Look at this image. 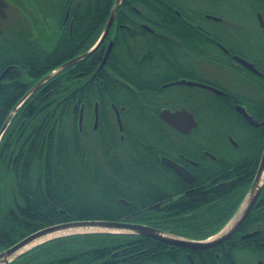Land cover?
<instances>
[{
    "label": "flooded vegetation",
    "instance_id": "af4514ba",
    "mask_svg": "<svg viewBox=\"0 0 264 264\" xmlns=\"http://www.w3.org/2000/svg\"><path fill=\"white\" fill-rule=\"evenodd\" d=\"M2 1L5 7L0 11V75L6 68H14L3 76L1 84L30 81V66L55 69L92 49L107 24L116 0H102L106 2L107 10L99 20L96 19L95 8L98 0H56L67 3L64 12L31 9V3H41L43 0ZM206 1L224 4L226 0H122L107 35L96 50L68 68L78 67L81 63L92 64L93 68L103 69L109 83L136 84L141 89L137 91L138 97L159 100L163 106L176 97H182L191 108L204 114L206 100L212 98L216 109L211 107V110L218 112L221 123L199 122L193 109L162 107L156 113L159 123L140 122L134 129V135L128 129L130 135L134 136V144L131 145L124 141L122 112L125 108L117 109L114 106L117 115L113 105L110 112L104 115L101 129L99 109L98 123L94 128V108L91 114H87L81 105L80 128L81 107L74 105L71 112L76 117L74 128L77 135L70 130H61L72 126L19 125V128L23 127L19 135L25 138V142L44 136L40 159H103V170L98 173L102 176L103 187L98 190L104 194L106 209L113 216L111 222L145 226L163 235L184 240H206L213 235L199 239L173 232L174 218H167L165 210L195 189L204 190L211 182L216 183L214 189L230 183L232 180H227L224 175L227 168L249 163L253 159H258L259 163L264 149L258 130L264 126V120L257 118L264 111V107L258 103L259 99H264V92L259 91L260 84L264 83V48L254 41L259 34L264 35V0H246L248 10L243 14H247L248 22L253 25H248L243 18L234 20L207 10L201 6V2ZM70 5L73 8L71 12ZM259 8L263 12L256 10ZM82 33L84 37L80 38ZM224 39L228 42L226 46L222 43ZM69 48L73 51L66 54ZM58 57L61 59L51 63ZM238 58L252 65L253 70L243 66ZM94 75L87 76V81L93 79ZM77 76L84 79L82 73H77ZM180 81L206 84L222 93L216 94L194 86L201 91L199 95L176 94L173 97L168 94L172 87L184 86L171 85ZM227 83L240 87L231 88ZM243 85L247 87L246 93L242 92ZM125 88L130 89L129 86ZM237 107H241L257 125L249 124ZM177 109L188 110L195 119L196 126L188 133L175 130L159 118L162 110ZM231 111L237 117L230 118L228 114ZM110 121H113L119 143L112 144ZM51 133L52 142L48 147ZM74 136L81 144H87L85 149L89 154L86 157L70 156L66 152L71 149L67 145H60L61 154L57 155V143L61 139L72 140ZM50 149L51 155H48ZM17 153L12 157V168ZM25 157L24 153L21 159ZM163 159L186 170L187 177L192 180L181 178L165 165ZM91 176H94V172ZM254 177L255 174L249 188ZM262 191L249 214L263 200ZM128 198L133 200L135 206ZM74 221L77 220L58 224ZM244 222L221 244L198 251L171 246L143 235L130 236L150 239L168 247L162 253L167 261H156L154 264H208L206 259L209 255L214 264H264V236L261 237V231L251 223L244 225Z\"/></svg>",
    "mask_w": 264,
    "mask_h": 264
},
{
    "label": "trees",
    "instance_id": "16d2710c",
    "mask_svg": "<svg viewBox=\"0 0 264 264\" xmlns=\"http://www.w3.org/2000/svg\"><path fill=\"white\" fill-rule=\"evenodd\" d=\"M30 6L35 11L49 12H64L68 7L67 3H58L56 0H43L41 3H31ZM95 8L96 19L99 20L107 10V4L98 0ZM256 10L263 12L260 8ZM249 14L252 15L253 12L250 11ZM79 36L84 37V33ZM258 36L254 43L264 48V35ZM222 43L228 45L225 39ZM72 51L69 48L66 54H71ZM60 59L61 57L54 58L51 63ZM51 69L32 65L29 67L30 81L0 85V130L22 96ZM77 73H82L84 79L79 78ZM92 73L95 74L93 79L87 81V76ZM125 86H129L130 89ZM139 90L141 89L136 84L109 83L102 68H93L92 64L81 63L78 67L68 68L51 78L22 105L0 141V252L43 227L62 221L113 220L112 214L106 209L104 194L98 190L103 187L102 176L98 174L103 170L101 168L103 159H40L45 144L44 136L25 142V138L19 135L23 130L19 125L72 126L61 130L66 132L70 130L77 135L74 128L76 117L72 116V108L74 105L77 107L83 105L85 112L91 114L97 102L101 116L100 129L103 128V117L110 112L111 105L117 109L125 108L122 112L124 141L131 145L134 144V136H131L130 132L134 135L137 124L159 123L156 118L158 109L162 107L193 109L187 105L185 98L176 97L167 106H163L159 100H152L146 96L138 97ZM145 91L148 92L150 89ZM259 91L264 92V83L260 84ZM206 102L205 123H221L218 112L211 110V107L216 109L212 98H207ZM258 103L264 107V99H259ZM228 116L237 117L232 111ZM257 118L264 120V111ZM110 125L112 144L119 143L113 121H110ZM258 130L263 146L264 126ZM51 142L52 133L48 138V147ZM57 144L55 148L58 151L57 155L61 154L60 145L62 147L67 145L71 149L70 152H66L70 156L86 157L89 154L85 149L88 147L87 144H81L76 136L72 140L61 139ZM15 153L17 159L12 168V157ZM24 153L26 157L21 159ZM48 155H51V149ZM257 166L258 159H253L249 163L227 168L224 175L227 180H232L230 183L214 189L216 183L211 182L204 190L195 189L175 201L173 206L165 210L167 218H174L173 232L199 239L219 232L243 201L242 198L248 191ZM92 172L94 176H91ZM5 182L7 196L2 194V184ZM262 197L260 205L253 209L244 222V225L251 223L260 230L261 237L264 236V188ZM88 199L91 202H87ZM128 200L135 206L133 200L130 198ZM189 214L191 216H188ZM167 249L168 247L162 243L125 234H79L49 240L20 255L11 264H154L156 261H167L166 255L162 254ZM206 260L208 264H214L210 255Z\"/></svg>",
    "mask_w": 264,
    "mask_h": 264
},
{
    "label": "water",
    "instance_id": "95a60500",
    "mask_svg": "<svg viewBox=\"0 0 264 264\" xmlns=\"http://www.w3.org/2000/svg\"><path fill=\"white\" fill-rule=\"evenodd\" d=\"M122 0H116L114 3V6L110 12V17L107 21V24L98 40L96 45L84 53L83 55L77 57L76 59L69 61L62 66L55 68L51 70L47 75H45L42 79H40L36 84H34L18 101V103L14 106V108L9 113L7 119L5 120L1 130H0V141L7 130L10 122L12 121L13 117L15 116L16 112L22 107V105L30 98V96L35 93L40 87H42L46 82H48L51 78L65 70L66 68L70 67L72 64L77 62L80 59H84L88 57L92 52L96 50L100 42L105 38V36L108 33V30L110 28V25L114 19V16L118 10V7L120 5ZM5 7V3L0 0V11ZM239 62L245 66L246 68L253 70L252 65L248 64L247 62L243 61L242 59H239ZM14 67L6 68L2 74L0 75V84L3 76ZM171 85H184L188 87H200L203 89H206L207 91L214 92L216 94H221L222 92L212 86L206 85V84H199L195 82H187V81H180L172 83ZM167 86V85H166ZM114 110L116 111L117 115L118 112L113 106ZM124 109V108H122ZM238 112L247 120V122L251 125H257L255 121L252 120V118L241 108L237 107ZM82 107L80 109V117H79V126L81 128L82 124ZM94 114H95V124L94 128H96L98 123V104L97 102L94 104ZM159 118L174 128L175 130L182 132V133H188L192 128L196 126L195 119L193 115L186 109H177L174 111L169 110H162L159 113ZM119 125L121 126V123L119 121ZM166 159H163L165 161ZM165 165L168 168H171L174 170L181 178L184 180H192V178L187 177V172L180 166L176 165L175 163L171 161H165ZM264 187V149L261 155V158L258 163V167L255 173V177L253 180V183L251 187L249 188L245 198L243 199L242 203L234 213V215L231 217V219L227 222V224L221 229L218 233L211 236L210 238L203 240V241H190V240H184L179 239L172 236H167L161 234V232L145 227V226H139V225H132V224H125L121 222H111V221H74V222H68V223H62V224H56L48 227H44L42 229H39L28 236L24 237L17 243L13 244L9 248L3 250L0 252V264H11L15 259H17L20 255L24 254L25 252L31 250L35 246L42 244L39 243L30 249L20 253L26 246L32 244L38 239L44 238L48 235L57 233V232H64L67 230H80V232H74L69 234L60 235L51 239H48L46 241L60 238V237H66L71 235H79V234H131V235H143L146 237L154 238L160 242H163L165 244L176 246L180 248H185L188 250H206L212 247L217 246L218 244H221L223 241L227 240L242 224V222L247 218L250 211L252 210L253 206L255 205L256 201L259 198V195ZM44 241V242H46Z\"/></svg>",
    "mask_w": 264,
    "mask_h": 264
},
{
    "label": "rangeland",
    "instance_id": "374dc122",
    "mask_svg": "<svg viewBox=\"0 0 264 264\" xmlns=\"http://www.w3.org/2000/svg\"><path fill=\"white\" fill-rule=\"evenodd\" d=\"M201 6L206 8L207 10H213V11L219 13V14L225 15L228 18H233L234 20H238V19H242L243 18V20L245 22H247L248 25L249 24L253 25L252 22H250V21L248 22L247 17H246L247 14H246V16L244 15L247 12V10H248L246 0H226L224 4L223 3L213 4V3H210V2L206 1V2H201ZM252 35L253 34L251 33L250 36H252ZM227 86L231 87V88H235V87L239 88L240 87V85H235V84H232V83H227ZM242 87H243L242 88V92L246 93L247 92L246 85H243ZM200 92L201 91H199L197 88L185 87V86H174V87H172L171 89L168 90V94H172V96L174 95L173 97H176L175 96L176 94H179V95L191 94V96H193L192 94L195 93L196 95H199ZM194 113L197 116V119L199 120V122L200 121H205V119L207 117V114L204 115L201 111H198L197 109H194ZM82 143L84 144V142H82ZM5 185H6V182L2 184V194L7 196V192L5 190V188H6ZM60 191H61V189H60ZM70 200L72 201L71 198H70ZM87 202H91V201H89V199H88ZM221 229H223V228H221Z\"/></svg>",
    "mask_w": 264,
    "mask_h": 264
},
{
    "label": "bare ground",
    "instance_id": "6f19581e",
    "mask_svg": "<svg viewBox=\"0 0 264 264\" xmlns=\"http://www.w3.org/2000/svg\"><path fill=\"white\" fill-rule=\"evenodd\" d=\"M74 232H80V230H67V231H64V232H57V233H54V234L48 235V236H46V237H44V238H41V239L36 240V241L33 242L32 244L26 246V247H25L20 253H22V252H24V251L30 249L31 247H33V246H35V245H37V244H39V243H42V242L45 243L44 241H46V240H48V239H51V238H54V237H57V236H60V235H64V234L74 233ZM46 242H48V241H46ZM43 243H42V244H43ZM39 245H41V244H39ZM39 245H37V246H39ZM35 247H36V246H35Z\"/></svg>",
    "mask_w": 264,
    "mask_h": 264
}]
</instances>
